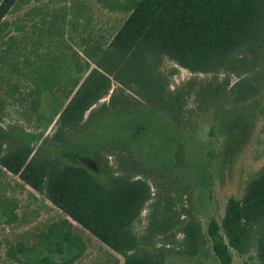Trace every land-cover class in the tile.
Returning <instances> with one entry per match:
<instances>
[{
  "label": "trees",
  "instance_id": "1",
  "mask_svg": "<svg viewBox=\"0 0 264 264\" xmlns=\"http://www.w3.org/2000/svg\"><path fill=\"white\" fill-rule=\"evenodd\" d=\"M93 2L126 13L107 40H76L79 23L93 27L82 0H0V169L123 264H165L173 252L264 264V162L225 198L219 220L203 208L237 141L249 146L261 120L264 135V0ZM52 42L65 49L61 74L44 58ZM165 59L191 77L171 86ZM15 103L32 130L3 124ZM152 199L139 236L132 226Z\"/></svg>",
  "mask_w": 264,
  "mask_h": 264
},
{
  "label": "rangeland",
  "instance_id": "2",
  "mask_svg": "<svg viewBox=\"0 0 264 264\" xmlns=\"http://www.w3.org/2000/svg\"><path fill=\"white\" fill-rule=\"evenodd\" d=\"M93 1L82 0L87 5L92 4V17L90 20L93 27H86L81 24L82 22L79 23L75 32L78 41L86 37L95 39L101 34L107 40L126 16V13L99 10ZM52 5L55 4L52 3ZM13 16L15 15H8L7 18L10 19ZM61 43L65 44L63 41ZM50 44L49 56L45 55L44 58H49L48 63L51 64L53 74L56 72L61 74V71L57 70L55 65H57L56 63L61 64L60 60L65 55V49L64 47L58 48L57 45L53 46V42ZM73 46L83 56L79 43H73ZM162 68L169 76L171 86L191 77L189 71L170 60L165 59ZM63 73H65V68ZM198 77L201 78L203 75ZM231 79L234 80V77L231 76ZM16 104L7 106L3 124L20 122L27 129L32 130V123L24 122L17 116L18 107H16ZM260 122L257 123V127L253 132L258 137H250L249 146L237 141L236 149L232 153L235 158L233 162L220 165L218 175L206 191L209 200L205 202L203 208L207 211V216L213 213L219 220L225 198L233 192H240L246 174L252 172L264 162V135L258 134ZM53 127L51 125L45 134L50 135ZM162 192L159 189V193L162 194ZM182 200L186 207L189 206L187 198L183 197ZM153 201L154 199L147 202L139 219L132 226L133 231L139 236L146 233L147 216L152 208L151 203ZM5 211H11L12 214H15L14 219L8 221ZM64 219V215L43 195L25 185L16 175L0 169V221L3 220L0 222V264H13L9 260L8 252L19 254V257L25 261H36L37 258L47 257L61 264H123V257L120 254L109 249L74 221L69 220L71 221L69 226L62 224ZM61 224L63 225L62 230L59 229ZM67 227H69L68 232ZM180 238L181 234H177L176 239ZM159 241L160 238L159 240L158 238L154 239L155 244H158ZM20 247L22 250H18ZM235 260V264H241L238 258ZM165 264H217V262L212 253L204 260L173 252L166 258Z\"/></svg>",
  "mask_w": 264,
  "mask_h": 264
},
{
  "label": "crops",
  "instance_id": "3",
  "mask_svg": "<svg viewBox=\"0 0 264 264\" xmlns=\"http://www.w3.org/2000/svg\"><path fill=\"white\" fill-rule=\"evenodd\" d=\"M2 221H3V220H2ZM2 221H0V222H2ZM15 255H16V254H15ZM16 256L19 257V254H17ZM10 261H11L13 264H14V263L21 264V263H19L18 261H13V260H10ZM28 262H29V261H28Z\"/></svg>",
  "mask_w": 264,
  "mask_h": 264
}]
</instances>
